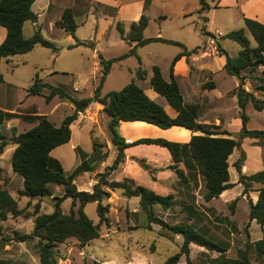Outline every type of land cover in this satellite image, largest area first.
I'll list each match as a JSON object with an SVG mask.
<instances>
[{"label": "trees", "instance_id": "16d2710c", "mask_svg": "<svg viewBox=\"0 0 264 264\" xmlns=\"http://www.w3.org/2000/svg\"><path fill=\"white\" fill-rule=\"evenodd\" d=\"M146 6L152 0H144ZM215 0H201V15L210 11V2ZM35 0H0V26L7 30V37L0 46V65L3 60L16 55H24L31 52L36 46L40 45L53 51L57 50L54 42L46 39L41 30L35 31L31 38L24 37V26L27 22H37L38 16L32 10ZM206 24L208 18L202 17ZM245 29H238L229 32L224 36L241 47L237 57L227 55L224 70L231 76L243 81L247 76L243 75L248 70V77H251L256 85L254 91L258 92L262 98L258 99L252 93L241 97L239 94L240 118L242 129L239 138L236 140L228 132L223 135L208 130L199 124V107H187L184 97L180 91L179 84L174 77V64L183 56L190 57L198 53L201 48L188 51L186 47L177 41L162 38L146 39L144 32L149 24V18L144 13L140 20L131 23L129 30L126 31L122 22L117 23V30L121 38L133 47L130 51L118 58L105 60L101 59L102 76L99 86L94 91L91 98H76L62 87L52 86L43 83L37 75L33 84L29 88L31 96H44L46 102H51L55 97L62 101L69 102L74 106V112L63 120L57 127L46 117H39L38 124L32 129L18 134L15 129L10 136H6L0 131V149L3 150L9 145H14L15 150L12 154L11 164L14 173L22 177L23 188L18 191L21 197L31 200L53 197L55 200L54 211L44 213L41 211L39 203L35 205L34 212L30 216L33 219V229L30 234L20 236L19 242L36 241L35 249L39 255L38 264H58L60 260L58 248L69 240H75L81 249L87 247L91 242L100 238L101 226L111 225L109 218L110 202L112 192H120L127 198H139L140 210L147 217L146 229L151 230L152 224L161 227V235L173 239L175 235L183 238V244L179 252L170 256L164 264H179L182 257H185L187 264H193L190 257L191 245L204 248L210 253H217V257H211L206 264H254L250 258V251L253 250L259 258L258 264H264V237L256 242L249 239L245 248L239 250L236 258L227 256L230 245L225 242L217 241L215 238L201 233L195 225L179 223L171 225L156 215L155 208L163 210L172 209L177 203V198L172 195H161L147 187L137 185L134 180L124 178L120 181L111 180L109 177L116 171L121 164L126 161L125 150L137 145H156L166 148L173 159V164L168 167L173 170L181 182H187L188 178L184 170L179 165L184 163L186 168L193 169L200 174L205 189L204 199L210 201L219 198L220 195L235 186L230 183L229 158L234 150L241 145L244 138H264V130H249L247 123L249 117L246 113V105L252 102L257 111L264 110V24L245 18ZM55 27L64 30L68 35L74 36L78 25L72 9H66L61 18L56 21ZM246 30L251 33L256 41V47H252L251 41L246 35ZM202 34L211 38L216 37L206 30L205 25L201 29ZM153 42H162L177 46L182 49L173 60L170 67V80L164 79L161 70L154 67L153 76L150 79L152 89L160 96L164 97L169 105L177 111L176 117H171L166 110L152 100L145 91L135 82H131L119 91H112L102 95L101 91L105 80L110 73L113 63L124 60L130 56L138 58L140 65L141 58L137 53L139 47ZM217 50L221 52V46L217 43ZM90 44L77 42L72 47L88 46ZM262 69L261 75L255 73ZM136 75L138 79L144 80L146 72L140 67ZM4 83V75L0 70V84ZM47 89L48 93L44 94ZM92 102H97L103 106L102 112L109 117L108 128L111 135V145L115 150V159L111 166H107L104 172L96 174L92 179L94 185L92 192L81 191L75 184V180L81 174L88 171L86 160L78 166L72 175H66L62 163L53 157L52 152L71 141V125L78 120L81 113H84ZM13 114H9L0 109V125L10 119ZM145 122L157 126L163 130L172 127H183L193 133L201 132V135H194L187 144L171 142L165 139L143 138L133 143H127L120 133L121 122ZM105 145L96 138L93 139V152L91 157L96 161H103L107 157L102 148ZM243 159L235 163L236 170L240 173L239 184L244 186V193L252 190L254 184H261L259 197L255 204H250V221L255 220L264 230V172L252 175H243L241 165ZM139 164L149 173H152L150 166L145 160H140ZM54 186L63 188L61 197L54 195ZM67 199L72 200V207L69 213H64L62 204ZM97 204V215L99 222L95 223L85 213L88 204ZM237 201L230 204V209L236 206ZM188 208L187 212L190 213ZM195 213L197 212L194 210ZM8 212L13 217H20L24 210H19L18 200L15 199L8 190L0 189V218L2 221L8 218ZM249 226L246 225V233L249 238ZM213 238V239H212ZM3 238L0 234V241ZM0 264H9L8 261L0 259Z\"/></svg>", "mask_w": 264, "mask_h": 264}, {"label": "crops", "instance_id": "0c3cea01", "mask_svg": "<svg viewBox=\"0 0 264 264\" xmlns=\"http://www.w3.org/2000/svg\"><path fill=\"white\" fill-rule=\"evenodd\" d=\"M200 1L201 0H152L146 6L144 0H35L32 10L38 16V20L37 22H27L25 24L24 37L25 28L28 23H31L32 27H34V33L37 30L42 31L43 28L47 26L49 30L57 33L59 37L66 35L67 33L64 30L55 27V23L61 18L66 9H72L78 28L80 25L86 27L88 24H91L95 31L90 37L83 38L78 36L76 30L74 36L67 34L69 36V42L74 40L73 46L77 44L78 41L91 44L94 52H101L100 58L102 57L105 60H110L121 56L111 55V50L117 46L118 42H126L121 38L117 30V23L122 22L126 31H128L131 23L139 21L141 16L145 13L149 18L148 27L144 32V37L146 39L162 38L177 41L183 44L188 51H192L196 48H201L198 45L200 40L192 44L189 43V40L185 36L182 37L181 35L180 37H174L167 35L165 33L166 26L164 25L171 18H179L181 23L182 20L184 23L187 21L190 23L196 22L195 19L201 21L202 17L206 15H201L199 13ZM210 5L212 10L226 8L230 13L228 23H237L241 28L245 26V18L256 20L264 24V0H215L211 2ZM155 21L160 22L158 24V29L154 34H148L150 24ZM184 27L185 25H179L180 32L184 31ZM6 37L7 30L0 26V46L5 41ZM211 42L213 43L212 40ZM128 45L130 51L134 44L131 46L128 43ZM166 46L173 45L153 42L137 49V53L142 61V69L146 72L145 79L141 80L142 83L150 82L154 67H158L161 70L165 80H170L171 64L174 58L182 52V49L176 46L179 48V51H175L166 48ZM80 47L85 46L76 48ZM67 50L68 48L64 49V51ZM214 50L216 51V57L209 55L207 46L201 48L198 53L191 55L189 58L186 56L181 57L174 64L173 74L179 84L185 105L187 107L200 108L199 124L219 134V136H225L223 133L228 132L232 135V138L237 140L242 129L239 108V88H243L246 94H254L258 99L262 97L258 92L254 91L256 84L251 77L245 78L243 85H241L238 78L229 75L223 69L228 54L225 56L222 55V53L220 54L216 48ZM146 51H150L149 54L143 55ZM13 57L8 60H3L2 62L6 61L7 63H13ZM209 58L213 59V62L208 61ZM96 63L97 69L102 72L101 62ZM24 64H28L27 61H25ZM243 75L245 76L246 74L243 73ZM31 85L30 83L22 84L20 80L8 82L5 76L4 83L0 84V109L9 114H13L10 119L0 125V131L6 136H10L13 129H15L18 134L32 129L38 124L39 117H46L55 126L59 127L65 118L61 119L60 123H55L52 120V116L54 115L53 112L62 104L69 107L72 113L74 112L73 104L62 101L57 97L48 103L44 96H31L28 91ZM143 90L152 100L161 105L171 117L174 118L178 115L177 111L169 105L167 100L153 89ZM74 91L78 92L79 88H74ZM47 93L44 92V94ZM42 103H45L44 105L46 107L52 106L49 113H43L40 110V105ZM102 110V105L97 102H92L90 107L84 113H81L78 120L71 125V141L56 148L52 152L53 157L60 162L64 159L70 160L74 156L77 158L78 154L81 155L82 159L88 162L87 167L90 171L81 174L75 180V184L81 191L92 192L94 185L92 178L96 174L101 173L105 166H107L108 161H114L116 156L115 150L110 142L111 140L107 141L104 150L102 149L103 153H105V149L110 152L108 159L96 161L91 157L93 142L91 141V153L87 155L81 147V135L74 138L75 128L78 127L84 130L86 127L84 123L86 124L88 122L89 125L92 124L91 121L86 119V115H90L94 121L99 122V120L102 119L104 125L107 127L110 119ZM246 113L249 117L247 123V128L249 130H264V126H252L253 123L257 124L258 122L255 121H259L260 118V121L264 124V110H255L252 102H249L246 105ZM95 114L96 116H94ZM257 117L260 118L258 119ZM92 125V127H94V123ZM120 133L127 143H133L143 138H161L181 144H187L194 135L202 134L201 132L193 133L183 127H172L163 130L157 126L140 121L121 122ZM234 134L237 136L234 137ZM14 150V145H9L3 150L0 149L1 169H3L1 160L4 157H8L11 162ZM125 155L126 161L121 164L114 173L120 172L122 178L132 179L137 185L143 184L145 187L154 190L158 194L174 195L178 203L173 208L180 207L186 213H188V208L191 209L190 213L187 214L188 222L186 224L195 225L197 227L196 223L200 219L211 220V214H214L215 218L222 215L226 217V221L232 225L235 223L239 225L250 224L249 234L251 242H256L264 237V230L261 226L255 220L250 221L249 219L250 204H255L257 202L259 189H261L263 185L254 184L252 190L248 193H244V186L239 184L240 173L235 168V163L243 159L241 165V173L243 175L264 172V138L247 137L241 140L240 147L236 148L229 158L230 183L235 184V186L224 191L219 198L210 201L204 199L205 189L203 180L200 174H196L197 172L195 170H188L184 163H180L179 167L184 170L188 178L187 182H181L176 173L168 169V167L173 164V159L166 148L156 145H137L127 148L125 150ZM140 160L146 161V164L152 169V173L146 171L139 164ZM99 162L102 163L99 164ZM76 164L77 163H75L74 169L69 175H72L78 168L79 165L76 167ZM6 174L19 179L20 176L14 173L12 164L10 165V163L6 170L2 172V175L0 174V185H2L0 189L8 190L14 197L11 188L3 186L6 183ZM81 176L87 177L89 181L84 180L83 183H79L78 178ZM113 196L116 200L113 199ZM111 199L117 203L118 200L121 201L124 197L120 192H112ZM200 201L204 205L203 210H199L196 207ZM234 201H237V203L232 211L230 209V204ZM135 203L139 206V198H137ZM194 210L197 212L195 213ZM1 237L3 238V236Z\"/></svg>", "mask_w": 264, "mask_h": 264}, {"label": "rangeland", "instance_id": "374dc122", "mask_svg": "<svg viewBox=\"0 0 264 264\" xmlns=\"http://www.w3.org/2000/svg\"><path fill=\"white\" fill-rule=\"evenodd\" d=\"M205 15L209 20L206 24L202 19L201 21L195 19L196 22L191 23L188 21L184 23L182 20L181 23L179 18H171L164 25L166 26L165 33L174 37L185 36L189 40V43L192 44L200 40L199 47L204 48L207 46L209 55L213 57H216V51L214 49H217V43L219 42L222 50L221 52L218 51L220 54L237 57L241 50L240 45L228 38H224V36L231 31L245 29V26L241 28L237 23H228L230 13L226 8L219 10L211 9ZM159 23V21L152 22L149 26L148 34H154L159 27ZM180 24L181 26L185 25L184 31L180 32ZM204 25L206 30L213 34L216 39H212L211 37L210 39L208 36L202 34L201 29ZM94 31V27L91 24H88L86 27L80 25L77 29V34L80 37L88 38L93 35ZM33 33L34 27H32L31 23H28L25 28V37L28 39L33 36ZM41 33L46 39L56 44L57 50L53 51L38 45L28 55L14 56L13 63L2 62L1 71L5 79L8 82L20 80L22 84H33L38 75L43 83L62 87L77 98L93 97L94 91L99 86L102 76V72L97 69L96 63L101 62V52H94L91 44L80 48L72 47L74 40L69 42V36L67 34L59 37L57 33L49 30L47 26L43 28ZM246 35L251 41L252 47H256V41L251 33L246 30ZM66 48L68 50L64 51ZM166 48L179 51V48L176 46H166ZM111 51V55L122 56L128 53L129 45L126 42H118L117 46ZM149 52L146 51L143 55H147ZM25 61L28 64H24ZM208 61L213 62V59L209 58ZM140 67L142 68V64L140 65L138 58L135 56H130L113 63L103 85L102 95H106L112 91H119L131 82H135L137 85L139 84L145 90H152L149 81L148 83H142L138 79L136 72ZM261 71L262 69H259L255 75L260 76ZM244 74L248 77V70L244 71ZM76 87L79 88L78 92L74 91ZM44 92L47 93V90ZM44 104L42 103L40 105V110L43 113H49L52 106L46 107ZM53 113L52 120L55 123H60L61 119L70 115L72 112L69 107L62 104ZM86 119L91 121L92 124L94 123V127H92V124L89 125L88 122L86 124L84 123V126L86 125L84 130L78 127L74 129V138L81 135L82 150L89 155L92 148L91 141L93 142L94 138L106 145L107 141L111 140V135L108 126L106 127L104 125L102 119L99 122L94 121L90 115H86ZM260 120L261 118L259 121H255L258 122L257 124L253 123L252 126L263 127L264 124ZM236 136L234 134V137ZM104 147L102 148L103 150ZM104 152L107 155L105 159H108L110 152L106 151V149ZM83 161L84 159L78 154L77 158L74 156L70 160L64 159L61 163L66 174L69 175L73 171L75 163H77V167ZM9 163L11 165L8 157H4L1 160L3 166V169L0 168L1 175ZM112 164L113 161H108L107 166H111ZM107 166H105L102 172L105 171ZM5 177L6 183L3 186L11 188L15 199L18 200V208L19 210L23 209L24 214L20 217H13L8 212V218L6 220L2 221L0 218V234L3 236V240L0 241V259L8 261L9 264H38L39 255L35 249L36 241L19 242V238L32 232L33 219L30 216L34 212L35 205L39 203L42 212L52 213L54 211L55 200L53 197L34 200L21 197L18 191L23 188L22 177H20L21 180L7 174ZM109 178L115 181L124 179L121 177L120 172L114 173ZM84 180L89 181L85 176L78 178L79 183H83ZM1 186L0 188H2ZM141 186L144 185L142 184ZM53 188L55 196L61 197L63 195V188L61 186H54ZM113 199H115L114 196ZM135 201H137V198L124 197V199L121 201L118 200L116 203V201H112L110 198L108 202L111 205L109 212L111 225H102L100 238L91 242L84 249H81L75 240H69L65 244L60 245L58 248L60 256L58 264H164L170 256L179 252L183 244V238L175 235L171 240L162 236L161 227L156 224L151 225V230L146 229L148 223L147 217L140 210V207L136 205ZM71 207V199H67L62 204V210L66 214L70 212ZM196 207L199 210H203L204 205L200 201ZM155 212L159 218L171 225L188 222V213L184 212L180 207L171 210H163L160 207H156ZM85 213L95 223L99 222L96 203L88 204L85 207ZM211 218V220H198L196 223L197 227H199L198 229H200L201 233H205L217 241L228 243L230 248L227 256L236 258L239 250L245 248L248 239L251 240L250 234L249 238L247 237L246 224L239 225L235 223L232 225L222 215L215 218V215L211 214ZM217 256V253H210L204 248L195 245L191 247L190 257L193 264H206L209 258ZM250 258L254 264H258L259 258L253 250L250 251ZM179 264H187L185 257H182Z\"/></svg>", "mask_w": 264, "mask_h": 264}, {"label": "water", "instance_id": "95a60500", "mask_svg": "<svg viewBox=\"0 0 264 264\" xmlns=\"http://www.w3.org/2000/svg\"><path fill=\"white\" fill-rule=\"evenodd\" d=\"M240 94H241V97H246V93L244 92L243 88H240Z\"/></svg>", "mask_w": 264, "mask_h": 264}, {"label": "built area", "instance_id": "2783aa9c", "mask_svg": "<svg viewBox=\"0 0 264 264\" xmlns=\"http://www.w3.org/2000/svg\"><path fill=\"white\" fill-rule=\"evenodd\" d=\"M60 264V263H59Z\"/></svg>", "mask_w": 264, "mask_h": 264}]
</instances>
